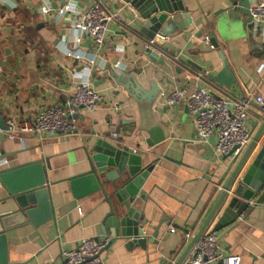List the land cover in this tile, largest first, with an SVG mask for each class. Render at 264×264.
Returning <instances> with one entry per match:
<instances>
[{"label": "crops", "instance_id": "1", "mask_svg": "<svg viewBox=\"0 0 264 264\" xmlns=\"http://www.w3.org/2000/svg\"><path fill=\"white\" fill-rule=\"evenodd\" d=\"M95 1L103 3L118 18L110 25L98 65L89 74L85 59L95 57L94 43L84 38L74 47L79 33L70 19L55 23L43 15L42 8L57 9L71 2L83 12ZM228 5L227 0L185 1L193 24L165 41L159 35L154 40L141 35L133 11L121 0H0V117L6 125L10 120L34 125L42 109L65 106L75 94V85L87 79L103 98L97 110H82L72 117L78 126L74 135L51 134L40 142L35 133H17L12 137L8 132H0V171L41 160L56 211L55 222L38 230L26 226L8 234L9 264H61L62 251L76 248L83 238L108 237L101 231V223L109 213L103 195L97 193L76 200L67 180L89 171L85 149L91 150L99 138L122 148H134L142 141L124 136L128 129L123 123L130 119L128 116L138 117L137 105L108 77L109 65L118 73H132L147 89L151 81L157 82L163 87V96L181 88L192 93L196 86H206L217 96L250 101L247 128L252 142L263 123L260 116H264L263 106L257 103L259 97L264 99V49L237 12L216 16ZM120 14L126 22L119 18ZM136 28L138 33H134ZM192 29L194 33H190ZM205 33L213 35L220 48L197 55L196 64L201 73L216 77L223 70L219 56L223 51L232 73L231 88L208 78L200 80V72L184 63L186 50L195 42L204 44ZM151 41H155L153 47L159 51L166 47L173 61L160 66L142 57ZM178 51L181 56L177 59ZM225 79L228 81L229 77ZM154 114L167 127L170 137L153 148L144 143L141 147L145 152L144 167L154 166L144 185L149 195L142 215L147 220L146 240L133 245L131 239L115 240L102 253L106 264H160L163 259L176 262L190 242L185 239L186 233L195 236L200 231L250 145L231 157H219L214 152L215 139L207 145L198 142L187 106L154 107ZM114 134L120 138L114 139ZM143 137L149 138L147 134ZM263 145L264 134L245 169ZM8 197L0 182V216L16 210ZM112 203L117 204L114 197ZM170 227L177 231L171 232ZM220 244L224 254L239 257L240 264H264V205L251 211L248 219Z\"/></svg>", "mask_w": 264, "mask_h": 264}, {"label": "water", "instance_id": "2", "mask_svg": "<svg viewBox=\"0 0 264 264\" xmlns=\"http://www.w3.org/2000/svg\"><path fill=\"white\" fill-rule=\"evenodd\" d=\"M121 1L133 11L135 21L140 26L139 33L147 40H154L157 35L172 38L175 34L187 31L193 24L190 13L186 11L185 1L187 0ZM227 2L228 7L219 10L216 16L237 12L245 18L244 24L253 37L251 0H227ZM118 9L117 6L116 10ZM119 18L126 22L123 15L120 14ZM194 31L192 29L190 33ZM134 33H138V28L134 29ZM210 37L211 44L216 49L220 48L215 37L213 35ZM184 40L188 42L187 38ZM161 51L155 47H145L142 57L160 66L171 63L173 59L168 56L167 48L164 47ZM213 51L208 45L195 42L186 50L187 58L184 63L201 73L202 69L195 61L197 55L204 56ZM179 56L181 51L177 53V58ZM219 56L223 60V70L216 77L210 75L207 78L221 86L231 88L230 64L223 51H220ZM107 72L108 77L123 89L127 98L137 105L138 117L128 116L130 119L123 123L128 129L124 132V136H134L142 141L138 142L134 148H122L99 138L91 150L85 149L89 171L67 180L76 200H82L97 193L103 195L109 207V213L101 223V231L112 238L105 250L109 249L117 239H131L133 240L131 245L143 244L146 240L144 234L147 220L142 218V215L149 195L144 190V185L154 166L144 167L145 152H142L141 147L144 143L148 148H153L170 137L167 127L159 122L154 114V106L163 93V87L151 81L147 89L135 75L118 73L111 65L107 67ZM225 76L229 77L228 81L224 80ZM76 116L77 114L73 115L74 118ZM260 119L263 122L261 127L223 187L200 231L173 264H183L208 229L219 234L218 241L221 242L248 219L251 211L264 203V145L252 164L245 169L264 134V116L261 115ZM8 131V125L0 117V132ZM143 134H147L149 138L144 139ZM0 182L8 192V199L16 205L15 211L0 216V264H9L8 234L26 226L38 230L50 222H55L56 211L47 185L46 168L41 160L0 171ZM113 197L117 202L116 205L112 203ZM154 237L155 239L158 237V228ZM160 264L172 263L170 260L163 259Z\"/></svg>", "mask_w": 264, "mask_h": 264}, {"label": "built area", "instance_id": "3", "mask_svg": "<svg viewBox=\"0 0 264 264\" xmlns=\"http://www.w3.org/2000/svg\"><path fill=\"white\" fill-rule=\"evenodd\" d=\"M252 2L250 12L253 18V37L260 41L264 49V0H252ZM42 13L55 23H61L65 18L70 19L72 27L79 33L74 47L80 45L84 38H89L94 43L95 57L85 59L89 63L87 69L90 74L98 65L97 62L104 49L110 25L118 18L117 14L111 12L99 1L93 2L83 12L79 11L75 4L67 2L57 9H52L50 6L43 7ZM202 39L204 44L216 50V47L211 44V37L208 33L203 34ZM154 44L155 41H151L146 48L153 47ZM207 76V73H200L198 78L205 80ZM257 103L264 109L263 98L259 97ZM102 104L103 98L92 88L90 80L80 81L75 85V94L65 106L53 105L42 109L35 117L34 125L28 121L17 123L10 120L7 124L8 134L13 137L17 133H35L40 142L51 134L74 135L78 133V126L72 120L73 115L82 110L95 111ZM180 105L187 106L192 116L198 142L207 145L211 139H215L214 152L217 156L231 157L250 143L252 137L247 128L250 101L217 96L206 86H196L192 93H189L186 88H181L162 95L154 107L172 108ZM113 138L118 139L119 136L114 134ZM252 205L255 204L252 203ZM170 231L176 232L177 230L170 227ZM185 237L189 242L194 234L187 232ZM109 243L110 238L108 237L83 238L76 248L62 251L61 264H106L102 259V253ZM183 264H240V259L234 255L226 256L217 234L212 232L201 237Z\"/></svg>", "mask_w": 264, "mask_h": 264}]
</instances>
